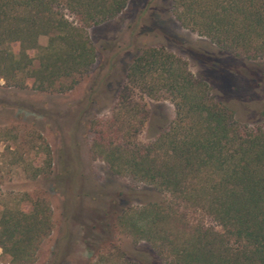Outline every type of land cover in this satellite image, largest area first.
<instances>
[{
  "label": "trees",
  "instance_id": "obj_1",
  "mask_svg": "<svg viewBox=\"0 0 264 264\" xmlns=\"http://www.w3.org/2000/svg\"><path fill=\"white\" fill-rule=\"evenodd\" d=\"M127 1L0 0V77L17 88L70 89L94 61L86 29L117 16ZM169 11L218 50L264 58V0H169ZM136 92L173 108L145 142L130 130L131 119L141 126L147 118L144 103L132 99ZM114 102L110 116L93 121L88 150L111 174L160 194L120 209L116 227L148 243L163 264H264V122L237 121L185 61L161 46L131 57ZM40 156L45 169V145ZM50 224L44 200L4 209L1 251L12 264L31 262Z\"/></svg>",
  "mask_w": 264,
  "mask_h": 264
},
{
  "label": "rangeland",
  "instance_id": "obj_2",
  "mask_svg": "<svg viewBox=\"0 0 264 264\" xmlns=\"http://www.w3.org/2000/svg\"><path fill=\"white\" fill-rule=\"evenodd\" d=\"M86 33L94 61L70 89L17 88L0 77V214L22 208L28 198L47 203L50 229L25 264H163L148 243L115 225L120 209L137 208L160 194L127 175L111 174L103 159L93 157L91 125L115 110L114 92L127 63L148 46H161L185 61L237 121L261 124L264 58L218 50L172 17L169 0H128L117 16ZM37 43L45 45L46 36ZM132 99L147 110L141 126L129 121L135 140L145 142L172 118L173 108L168 100L139 92ZM43 145L49 153L45 169ZM0 264H12L1 248Z\"/></svg>",
  "mask_w": 264,
  "mask_h": 264
}]
</instances>
